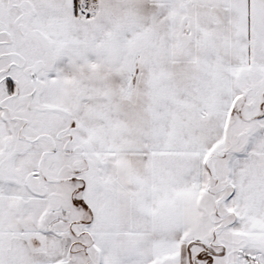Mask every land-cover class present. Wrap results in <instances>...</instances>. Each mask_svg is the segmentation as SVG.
Here are the masks:
<instances>
[{
  "label": "snow or ice",
  "instance_id": "snow-or-ice-1",
  "mask_svg": "<svg viewBox=\"0 0 264 264\" xmlns=\"http://www.w3.org/2000/svg\"><path fill=\"white\" fill-rule=\"evenodd\" d=\"M0 264H264V0H0Z\"/></svg>",
  "mask_w": 264,
  "mask_h": 264
}]
</instances>
